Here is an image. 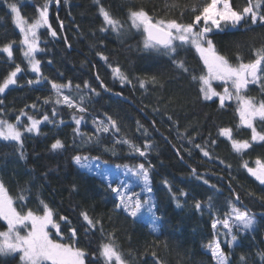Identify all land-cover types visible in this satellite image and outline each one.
Listing matches in <instances>:
<instances>
[{"label":"trees","instance_id":"16d2710c","mask_svg":"<svg viewBox=\"0 0 264 264\" xmlns=\"http://www.w3.org/2000/svg\"><path fill=\"white\" fill-rule=\"evenodd\" d=\"M166 2L169 5L178 2L180 7L169 10L165 16ZM205 2L133 0L131 6L143 7L149 14L155 13L158 17L180 20L184 4L195 3L202 7ZM10 3H17L22 16L32 22L38 16L36 9L44 0H0V46L15 41L12 60L0 52V83L16 64L22 68L17 85H10L5 93L0 94L3 100L0 108L4 109L0 118L15 121L23 109L37 119L48 114L54 122H42L39 134H25L24 159H20L15 142L0 139V179L9 193L16 197L21 189H26L25 194L29 197L27 208L37 210L42 199L54 210L57 219L66 216L71 223L60 222L64 242H71L68 229L76 228L77 246L88 253L86 264H103L98 250L102 242H108V233H114V242L129 264H213L210 252L204 246L214 239L211 228L214 216L223 217L231 200L255 217V230L238 234L242 246L235 250L232 260L236 264L238 256L245 254L249 257V264H260L256 253L264 250V215L257 212L264 211V202L259 199L264 196V185L252 177L242 164L248 161L251 167L257 159L264 162V142L253 143L252 148L240 155L233 151L230 141L218 135L220 128L229 127L233 129L235 139L250 140L251 130L237 127L239 116L233 101H226V106L220 108L218 99H202L198 83L191 79L192 74L200 75L204 71L195 49L180 48L174 57L182 59L189 68V73H184L177 69L169 56L144 50L143 37L135 30L120 36L111 30L101 32L103 17L95 0H61L58 6L53 0L49 7V23L57 35L53 37L47 27L40 28L39 48L43 51L36 54L41 62V74L48 80L28 85L27 81L34 79V74L28 70L23 56L21 34L13 23L8 7ZM100 3L112 16L127 22V0H100ZM232 3L237 9L246 6V0H232ZM193 16L191 11H185L182 22L190 23ZM211 38L218 51L232 63H236L237 53L244 62H249L255 58L254 50L264 44V26L224 27ZM98 53L107 57V61ZM117 66L132 83L122 84L113 77L112 68ZM151 76H156L159 83L147 84V90L140 88L137 78ZM48 81L60 84L71 81L74 98H78L74 86L79 84L80 94L90 98L85 105L88 111L75 113L77 116L84 115L85 122L80 125L82 133L94 134L93 118L103 120L105 114L110 115L121 129L115 138L126 137L141 147L145 142L153 145L147 159L131 152L126 144L114 143L111 133L104 134L100 144L77 147L80 137L74 134L76 125L72 116L75 110L54 105L55 95ZM85 81L99 95L84 89ZM101 81L106 87L100 86ZM107 91L119 93L125 100ZM246 94L258 100L264 99L256 85H250ZM45 98H51V102L45 104ZM33 104L37 106L35 109L26 107ZM54 106L57 115L52 117ZM61 120L63 124L59 123ZM137 121L143 125L139 131ZM144 129L148 132L146 136ZM257 130L264 133V125L258 124ZM56 139L64 142V150H51L50 146ZM190 139L192 143H189ZM212 140L216 141L215 145L211 144ZM196 144L205 146L211 158L203 156L200 149L194 147ZM105 148L114 149L116 154L105 151ZM78 152L99 156L112 166L144 163L147 167L150 162L153 165L150 172L153 191L142 193V196L152 198L158 206L156 214L161 218L157 221L158 230L152 231L150 216L134 219L122 208H117L118 201L107 187V182L98 175L81 170L74 163L72 157ZM192 169H196L195 175ZM165 179L177 195L180 190L188 193L187 197H179L182 207H177L172 199L163 184ZM204 180H208V184H204ZM234 193L239 194V202L235 200ZM210 198L215 205L211 212L207 208ZM197 200L202 202L203 212L194 208ZM85 211L94 220L102 222L104 237L99 231L100 225L85 234L87 224L81 216V212ZM5 226V222L0 220V231ZM225 251H228L226 247ZM17 261L18 256L16 259L0 257V262L4 264H18Z\"/></svg>","mask_w":264,"mask_h":264},{"label":"snow or ice","instance_id":"6c2138e0","mask_svg":"<svg viewBox=\"0 0 264 264\" xmlns=\"http://www.w3.org/2000/svg\"><path fill=\"white\" fill-rule=\"evenodd\" d=\"M54 2L58 6L61 0H54ZM95 2L100 5L99 13L103 17L101 32L111 30L120 36L135 30L143 37L144 50H152L169 56L177 69L184 73H189V68L182 59L174 57L178 55V49L180 48H194L203 63L204 71L200 75L192 74L191 79L193 82L198 83L202 99L212 101L214 97H217L220 108L226 106V101L235 100L237 104L236 112L239 116L237 127H245L251 130L250 140L235 139L233 129L229 127L220 128L218 135L230 141L233 151L240 155L252 148L253 143L264 142V133L257 130L258 124L264 125V99L258 100L256 97H250L246 94L250 85H256L261 95H264V44L254 50L255 58L249 62H244L242 56L237 53L236 63L234 64L228 57L218 51L211 38L216 31H223L224 27L237 29L241 25L254 26L259 24L264 26V0H246V6L242 9L235 8L232 0H206L202 7L195 3L191 5L186 3L180 11V20L158 17L155 13L149 14L143 7H132L133 0H127L129 4L127 22L112 16L110 11L106 10L100 3V0H95ZM52 3L53 0H44V3L36 9L38 16L31 23L21 15L17 3L8 4L11 12L15 14L14 22L23 34V39L20 41L23 56L28 61L31 71L36 74V80H28V85L39 84L42 80H48L47 77L41 74V62L36 58V54L43 51L39 48L38 30L40 28L47 27L53 37L57 35V32L52 30V25L49 23V7ZM178 7H180L178 2H173L171 5L166 2L165 16L168 15L169 10ZM185 11L194 13L190 23L182 22ZM61 27H63L62 21ZM245 30L248 29L245 28ZM14 43L15 41H12L0 46V52L6 53L9 60L13 58ZM98 55H101V58L107 61V57L99 53ZM21 72V66L16 64L14 70L10 71L0 83V94L5 93L10 85H17L18 73ZM112 72L113 77L118 78L122 84L132 83L118 66L113 67ZM97 79L99 80V76H97ZM214 81L222 82V92L213 87ZM48 82L51 83L55 95L54 105H64L68 109L75 110L72 116L76 125L74 134L80 137V145L77 147H84L93 143L100 144L105 138L104 134L111 133L114 143L126 144L131 152L147 159V154L153 145L145 142L141 147L126 137L115 138L121 129L117 120L110 115L105 114L103 120L93 118L94 134L82 133L80 125L85 122L84 115L77 116L75 113H86L88 108L85 105L90 98L86 94H80L81 85L79 84L74 86L78 94V98H74L71 94L73 91L71 81L65 84ZM137 83L140 88L147 90V84L155 85L159 81L156 76H151L146 79L137 78ZM100 86L102 88L106 87L102 81ZM83 87L95 95H99L96 89L91 88L87 81L84 82ZM65 90H68V94H65ZM49 102H51V98L44 99L45 104ZM0 104H3L2 99H0ZM26 107L35 109L37 106L33 104ZM3 112L4 109L0 108V114ZM56 115L57 109L54 106L52 117ZM21 117H26L28 123H24ZM42 122L53 123L54 121L50 119L48 114H44L42 119H37L21 109L20 114L15 118V123L0 118V139L15 142L18 145L20 159H24L25 134H39V126ZM59 123L63 124L64 121L61 120ZM141 128H143V125L137 121V131ZM143 134L148 135L147 129H144ZM73 143L75 144V139ZM189 143H192L191 139ZM215 143V140L211 141V144L215 145ZM50 147L53 151L64 150L65 144L62 140L56 139ZM194 147L199 148L203 156L211 158L205 146L196 144ZM105 151H112L114 155L116 154L114 149L105 148ZM177 154L179 155V149H177ZM189 155H191V152H189ZM72 159L81 170L98 175L107 182V187L115 194L118 201L115 206L122 208L130 217L139 218L145 210V206H147V211L151 214L152 231L158 230L157 221L161 219L156 214L159 210L158 206L152 198H142V193L153 191L150 176L153 165L150 162L147 167L144 163L115 165L117 172L122 169L121 174L125 178L121 179V176L116 175L111 169L101 168L99 156L92 157L78 152ZM221 163L224 162L221 161ZM104 164L106 165L107 161H104ZM255 165L256 167H249L248 161H244L242 167L261 185H264V162L257 159ZM227 167H230V165H227ZM192 172L195 175L196 169H192ZM134 181L141 186L139 192L134 190ZM203 182L208 184V180ZM163 184L176 202L177 207H182L179 197H187L188 193L180 190L179 195H177L176 192H173L172 185L167 179L163 180ZM73 187L75 188V186ZM211 187L215 188V185ZM27 191L21 189L20 193L13 197L3 180L0 179V220L7 224V229L0 231V256L11 257L12 259H16L18 256L19 264H86L88 253L85 249L77 246V229L69 228L71 242H64L60 222H64L66 225L71 222L66 216H59L57 219L54 210L42 199L39 201L37 210L27 208L29 199L28 195L25 194ZM249 195L253 194L250 193ZM234 196L235 200L239 202L241 199L239 194L234 193ZM259 199L264 202V196H260ZM194 208L200 212L204 210L202 202L199 200L194 202ZM207 208L210 212L215 208V205L211 203V198ZM81 216L87 224L85 234L95 230L97 225H100L99 231L101 236L104 237V229L100 220H94L86 211L81 212ZM254 225V216L247 209L242 210L229 200L228 209L223 217L214 216L211 224L214 239L204 246L210 252L213 264H234L232 257L235 250L242 246L238 240V234L253 232L255 230ZM22 232L23 234H21ZM107 238L108 242H102L98 250V257L102 259L103 264H129L124 253L119 250L118 245L114 242V233H108ZM222 244L224 247H222ZM225 247L228 251H225ZM256 255L259 256L260 264H264V250L258 251ZM236 264H249V257L240 254Z\"/></svg>","mask_w":264,"mask_h":264},{"label":"rangeland","instance_id":"374dc122","mask_svg":"<svg viewBox=\"0 0 264 264\" xmlns=\"http://www.w3.org/2000/svg\"><path fill=\"white\" fill-rule=\"evenodd\" d=\"M10 9V8H9ZM11 11V10H10ZM11 14H12V19H13V23L15 24V22H14V16H15V14L14 13H12L11 12ZM22 15V14H21ZM29 23H31V22H29ZM15 26L17 27V25L15 24ZM17 29L19 30V28L17 27ZM20 31V30H19ZM20 34H21V40L23 39V34L20 32ZM143 40V39H142ZM143 45V44H142ZM22 50V49H21ZM23 53V52H22ZM6 56H7V54L6 53H4ZM37 58V57H36ZM26 60V59H25ZM26 62H27V65H28V70H30L31 71V69H30V66H29V64H28V61L26 60ZM32 72V71H31ZM33 73V72H32ZM34 74V79L33 78H31V79H29V80H36V74L35 73H33ZM213 87L214 88H216V90L217 91H220V92H222L223 91V84H222V82H217V81H214L213 82ZM214 98H216V99H218L217 97H214ZM219 100V99H218ZM234 103H235V105L237 106V104H236V101L235 100H232ZM21 119L24 121V123H28V121H27V118H22L21 117ZM9 122H12V123H15V121H9ZM93 157V156H92ZM100 164H101V168L102 169H104V168H108V169H111L116 175H120L121 176V179H124L125 177L121 174L122 173V169L120 170V172H117V170L115 169V166H112L110 163H108L107 162V164L105 165L104 164V160H102V159H100ZM251 167H256V165H255V163L251 166ZM134 184H135V187L134 188H137V189H134L135 191H137V192H139L140 191V188H141V186L138 184V182H135L134 181ZM142 198H144V199H147L146 198V196H142ZM42 214V213H41ZM251 215H253V214H251ZM150 216V218H151V214L147 211V206H145V210L143 211V213H142V215L140 216V217H142V218H146V217H149ZM254 216V215H253ZM139 217V218H140ZM254 219H255V217H254ZM5 229H3L2 231H5L6 229H7V224H6V222H5ZM21 234H23V232L21 233ZM0 257H3V256H0ZM18 262V264H19V261H17ZM0 264H4V263H2V262H0ZM6 264H8L7 262H6Z\"/></svg>","mask_w":264,"mask_h":264},{"label":"water","instance_id":"95a60500","mask_svg":"<svg viewBox=\"0 0 264 264\" xmlns=\"http://www.w3.org/2000/svg\"><path fill=\"white\" fill-rule=\"evenodd\" d=\"M112 94L114 95V97H119V98L125 100V98H124L122 95H120L119 93L112 92ZM257 213H259V214H261V215H264V211H262V212H257Z\"/></svg>","mask_w":264,"mask_h":264},{"label":"bare ground","instance_id":"6f19581e","mask_svg":"<svg viewBox=\"0 0 264 264\" xmlns=\"http://www.w3.org/2000/svg\"><path fill=\"white\" fill-rule=\"evenodd\" d=\"M107 92L112 93L111 91H107Z\"/></svg>","mask_w":264,"mask_h":264}]
</instances>
